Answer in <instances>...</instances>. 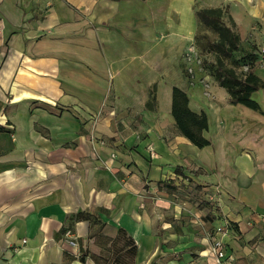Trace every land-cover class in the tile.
Masks as SVG:
<instances>
[{"label": "crops", "instance_id": "obj_1", "mask_svg": "<svg viewBox=\"0 0 264 264\" xmlns=\"http://www.w3.org/2000/svg\"><path fill=\"white\" fill-rule=\"evenodd\" d=\"M171 1L0 0V264H215L225 224L234 264H264V114L211 104L200 149L168 134L170 110L136 140L126 110L96 90L89 67L135 84L180 62L197 34L194 0ZM178 174L211 185L221 223L157 197Z\"/></svg>", "mask_w": 264, "mask_h": 264}, {"label": "rangeland", "instance_id": "obj_2", "mask_svg": "<svg viewBox=\"0 0 264 264\" xmlns=\"http://www.w3.org/2000/svg\"><path fill=\"white\" fill-rule=\"evenodd\" d=\"M169 3L173 7L177 5L171 0ZM202 10L211 16L220 18L221 23L203 24L198 16V12ZM191 12L196 18L199 43L195 36L194 42L189 44L183 52L180 62H166L164 68L158 71L163 75L156 74L155 80L147 82L145 75L141 78L139 76L141 81L135 84L129 82L116 84L112 82L113 76L110 73L105 77L104 74H100L96 66L89 67L92 75L97 78L96 90L106 93L104 102L118 110H126L130 120L128 129L130 128V133L135 135L136 140H141L147 135L146 123L149 120L157 121L159 115L162 118L168 117L171 110V88L173 86L187 94L189 108L197 114L204 113L212 126V120L209 121L211 112L208 115L206 108L213 109L211 104L214 103L224 105L222 102L226 99L230 102L229 94H225L226 90L220 87L214 77L218 64L221 63L224 71L238 81H243L245 75L251 71L260 77L261 70H264V58L260 51L264 43V0H194ZM156 27L160 36L162 26L157 20ZM95 28L93 25V29ZM220 36H224V39L222 37L220 40ZM230 36H235L237 39L236 48L233 50L223 52L222 49L213 46V43L217 44L225 39L230 40ZM224 45H227L225 46L227 50L230 49L228 43ZM110 49L113 50V47L111 46ZM252 55L257 56V62H250ZM176 75L179 76L178 83L171 80ZM260 79L263 83L264 77ZM106 83L107 88L104 86ZM195 85L197 86L194 87ZM257 88L256 93L251 97L259 103L264 113V83L263 86L260 83ZM217 90L223 92L226 97L224 98ZM147 115L149 118L146 117ZM136 127L140 128L139 134L134 130ZM167 132L169 135L179 133L176 126L168 127ZM209 133V139L206 138L211 144L212 130ZM92 135L95 134L92 133ZM114 155L118 156V154ZM190 168L195 171L193 166ZM195 173L200 174L199 171ZM180 175L182 174H178L175 179L166 180L177 184L174 185L176 191L173 194L167 193L165 196V193H156L157 197L169 199L176 205L183 203L185 213L192 219H195L197 213L194 210L199 209L201 215L198 217L203 221L204 226L211 222L213 223L211 226L221 223L222 219L216 209V202L210 201L209 190H202L211 185L201 186L193 177L189 176V180L186 181L181 179Z\"/></svg>", "mask_w": 264, "mask_h": 264}, {"label": "trees", "instance_id": "obj_3", "mask_svg": "<svg viewBox=\"0 0 264 264\" xmlns=\"http://www.w3.org/2000/svg\"><path fill=\"white\" fill-rule=\"evenodd\" d=\"M111 1H123V0H111ZM198 16L202 20L201 22L205 25H208L210 22H215L220 24V18L216 16L209 15L206 11H199ZM218 32V31H217ZM225 35V34H224ZM224 39V36H220V40ZM196 41L199 43V34H196ZM236 37L230 36V40L225 39L217 44L213 43V46L219 49H222L223 52L233 50L236 48ZM222 42L228 43L230 49H226ZM223 44V45H222ZM250 62H257V56L252 55ZM215 80L219 83L220 87L224 88L230 96V102L234 105H242L253 111L260 112L261 107L258 102L252 99V94L257 91V87L261 83L263 86L262 80L257 76L253 71L245 75L243 81H238L236 78L231 76L227 71H224L221 63L217 66V73L214 75ZM171 115L175 121L176 128L178 132L186 137L194 146L203 149L210 145V141L204 136V132H207L209 129L208 118L204 113L197 114L189 108V98L187 94L179 89L174 87L172 90V100H171ZM161 184V183H160ZM162 187H165L166 190L173 194L176 191L173 183H162ZM86 218L84 215L77 216V219ZM70 229V228H68ZM67 230V229H66ZM65 230V232H66ZM71 230V229H70ZM72 231V230H71ZM64 232V233H65ZM131 252H135V248H131ZM81 261H85V255L81 254Z\"/></svg>", "mask_w": 264, "mask_h": 264}, {"label": "built area", "instance_id": "obj_4", "mask_svg": "<svg viewBox=\"0 0 264 264\" xmlns=\"http://www.w3.org/2000/svg\"><path fill=\"white\" fill-rule=\"evenodd\" d=\"M260 51H261L262 57L264 58V48H262ZM95 139L96 138L92 137V140L95 141ZM100 143L102 145L105 144V142L103 140H101ZM147 150H148L151 158L156 157V152H155L154 148L152 147V145H149L147 147ZM114 157H115V155L113 154L112 158H114ZM230 231H231L230 224H225L223 226L218 227L216 229V232L214 233L211 248H210V254L215 259V264H234L232 257L227 252V245H226L225 240L223 238ZM64 236L67 240V243L70 246L76 245L75 235L70 229L66 230V232L64 233ZM25 242L26 241H24L23 243H25ZM16 250H17V248L15 249V251Z\"/></svg>", "mask_w": 264, "mask_h": 264}]
</instances>
